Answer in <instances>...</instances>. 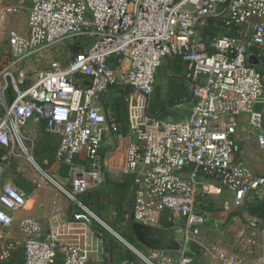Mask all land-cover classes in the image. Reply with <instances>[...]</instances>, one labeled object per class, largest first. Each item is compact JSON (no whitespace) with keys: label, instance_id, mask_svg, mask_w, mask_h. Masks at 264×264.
<instances>
[{"label":"built area","instance_id":"1","mask_svg":"<svg viewBox=\"0 0 264 264\" xmlns=\"http://www.w3.org/2000/svg\"><path fill=\"white\" fill-rule=\"evenodd\" d=\"M20 10L19 4L0 0V22ZM215 16L228 33L207 41L200 27ZM73 38L89 43L66 63L52 61L25 83L27 58ZM7 41L0 72V226L13 225L28 200L2 180L11 161L26 162L36 174L35 185L55 187L73 210L51 223L46 238L38 235L37 220L20 219L21 242L5 240L0 262L21 245L23 264H90L93 254L111 264L102 236L92 227L96 221L107 229V223L80 196L105 184L104 138L109 134L115 142L122 135L95 100L124 85L130 88L129 131L120 170L133 176V221L161 227L166 219L183 230V240L178 250H154L112 230L116 237L142 264H264V219L245 214L230 228L214 224L216 235L206 242L200 227L206 219L195 208L197 196L210 193L214 184L200 175L233 193V209L264 198V174L246 165L238 140L239 116L245 113L253 140L264 150V74L248 63L250 51H264V0H31L26 30L9 29ZM173 55L187 63L194 99L188 115L176 121L145 111L157 69ZM31 118L58 134L53 162L36 161L35 141L23 129ZM53 164L69 166L67 184L50 172ZM192 245L199 249L197 258Z\"/></svg>","mask_w":264,"mask_h":264},{"label":"rangeland","instance_id":"2","mask_svg":"<svg viewBox=\"0 0 264 264\" xmlns=\"http://www.w3.org/2000/svg\"><path fill=\"white\" fill-rule=\"evenodd\" d=\"M18 4L21 6L20 12L13 16H10L4 22H0V72L2 71V68H3V64H4L3 60H5L6 56L8 55V49H9L8 41H7L8 30L11 28H16L20 31H25L27 28V18L29 15V8L31 6V0H23L21 3H18ZM77 40H78L77 38L64 40L53 46L45 48L44 50L36 53L32 57L27 58L23 63V68H24V71L26 72V77H27L25 83L26 84L29 83L30 78L34 76V73L36 71L47 68L52 61H59L61 63H66L74 55L75 50L78 49V47L76 46ZM83 45L84 44H82V47ZM256 68L259 70H262L263 66H258ZM166 73L167 72L164 71V67L162 64L157 69V72L155 75L154 93L163 94L165 90V86H166L165 81H167ZM115 94H116L115 89L106 90L101 95L102 99H101V96H99V100L101 99L100 101L108 102L109 99L112 97V95H115ZM181 112L184 113L185 109L182 108ZM179 115H180L179 113H177V116L169 115L170 117L168 119L171 121H176ZM239 117H240L239 118V130L242 131V133L239 136L240 138L239 143L242 148V158L244 159L245 162H248L254 166L253 168L252 167L251 168L256 173L264 174V150H261L257 146V144L254 142L253 140L254 135L252 134L251 127L248 125L247 121L245 120L246 114L241 113ZM241 128H243V130H241ZM23 129L25 130L26 134H28V136H31L34 139L36 143L37 147H36L35 154H34L36 161L40 162L42 158H48L49 160H51L50 162H53V158H50V156H48L47 153H40V154L38 153L39 145L44 139L42 134L45 132L42 122L39 120H35L34 118H31L26 123V125L23 126ZM110 142L108 146H110ZM110 163H112V159H110ZM48 169L50 170V172L54 173L57 178H60L64 182V184H67L66 180L62 178V176H60L58 164L50 165L48 166ZM4 176L9 179L18 178L19 180H25L26 182L27 181L30 182V184H33V179L36 178V174L33 171H31L27 163L24 162L23 160H17V161L11 162L8 165L5 171V174H3L2 178H4ZM198 178L199 180L206 181V182L212 181L210 178L204 175H200ZM30 184L28 185L31 186ZM45 186H48V187L45 188ZM48 188L49 189L51 188L50 189L51 192L54 191L55 192L54 194L57 193L58 196L63 199L61 201L62 204H66V205L71 204L67 202V199L61 192H59L55 187H52L49 184H44L39 188L35 187V191H36L35 193L40 191L42 194L44 193L43 195H45V197L47 198L48 196H50V194H48V191H47ZM30 189L32 188L29 187V192L28 190H26L29 196L32 195V192H34L33 191L34 189L32 190V192H30ZM116 192H117L116 197H118V191ZM219 192L217 194L202 193L198 198L200 205L204 204L202 205L200 209L204 210L202 212L207 217L205 224L200 226L201 230L203 229L202 237L206 242H211L214 239V235H215V232H214L215 225L214 224H216L219 229H226V228H230L234 226V223H235L234 219L236 217L242 218L243 215L247 216L245 214L251 215L247 212H242L240 214V212H238L239 210L232 208V202H233L232 192L224 188L221 189L220 193ZM123 198H124V201L121 202L120 221H121V224L124 225L126 229L127 227L126 224L130 219L131 210H132V199H131L130 192L129 191L125 192L123 195ZM97 201L99 202V199H91L89 202V205H91V208L89 209L93 211L94 213H96V210L98 208ZM104 201H105L103 205L104 208L102 209V214H100V217L107 223L106 225L107 229H105L104 227L103 228L111 236V239L114 244H116L117 246H122L123 248H126L123 245V243L120 241V239L116 237V234L114 233L116 232L119 236H121L122 238H125L124 234L122 233L124 229H122L121 227H116L113 224H111V222L107 219L106 214H104V212L106 211L108 212V209H109V207H107L110 205L109 203H107L108 201H110L109 197H106ZM33 205H34V200L30 199L28 203V208ZM20 218L21 217L18 216V220H16V222L14 221L13 225L9 227L0 226V247L4 244L5 240L7 239H11L16 242H21V238L17 230V225H18V222L20 221L19 220ZM95 222L96 221H94V223ZM175 223L179 226L178 219L175 220ZM110 224L112 225V227L113 226L114 227L112 228ZM232 247H233V244H232ZM140 248L144 249L143 246H141ZM21 250H22L21 247H18V252H20ZM198 256H199V250L196 251V258ZM134 259H135V264H142L137 258H134ZM195 264H200V262L196 261Z\"/></svg>","mask_w":264,"mask_h":264},{"label":"trees","instance_id":"3","mask_svg":"<svg viewBox=\"0 0 264 264\" xmlns=\"http://www.w3.org/2000/svg\"><path fill=\"white\" fill-rule=\"evenodd\" d=\"M200 31L202 35L206 38L207 41H210L211 38L214 36L228 33L225 28L222 26V19L220 17H207L205 19V24L200 27ZM78 40L76 41V46L78 47L77 50H75L74 54L82 50V44L89 43V40L86 38H77ZM119 61L117 59L112 60L113 65H117ZM176 83L174 79H168L167 82V87H166V97L165 98H160L159 93H154L150 99L148 100L147 104V113L150 115H154L159 111L158 117H165L169 115L170 112H167L166 107H171L173 104L177 103L174 102L175 100V93L178 95L181 93L182 88L178 85H175ZM111 89L116 90V94L112 95V97L109 99L108 102H104V105L106 103V107L108 106L109 108V113L110 116L113 117V120L117 124V131L120 134H127L129 131L128 129V120H127V101H126V96L128 92L130 91V88L128 86L120 85V86H113ZM157 94V95H156ZM11 95V96H10ZM187 95V94H186ZM175 96V97H174ZM7 97L8 99H11L13 97V91L11 87L7 90ZM172 113V112H171ZM45 133H51L45 130ZM36 150V149H35ZM2 151V148L0 147V153ZM55 150L52 149V146L48 142L42 141L39 145V150L38 153H47L50 158H53V153ZM44 158H42L43 160ZM48 159V158H47ZM41 160V161H42ZM49 160V159H48ZM40 161V162H41ZM51 160H49L50 162ZM69 166L66 164H60L59 166V171H60V176L62 177H67V172H68ZM106 184H103L100 188L90 190L88 192H85L80 196L81 201L86 204L89 208H91V205H89V202L91 199H99L98 202V208L99 203H102V206L105 203V198L109 197L110 201L109 203L112 204L113 208L116 211V217L115 220L111 222L116 227H121L124 229L122 233L124 234V237L127 241L130 243L136 245L137 247H141L142 245L139 244L136 241V238L131 230V224L134 222L132 218V210H131V216L129 221L127 222V227L125 229L124 225L121 224L120 221V210H121V202L124 201L123 195L125 192L129 191L131 192V186L133 183V176L131 174H122L119 176L118 180L111 181L110 177H108V174H106L105 178ZM104 187V188H103ZM106 191V192H105ZM118 191V197H116V194ZM131 194V193H130ZM202 194V193H201ZM199 194L197 196L196 200V210L200 213H202L205 216V219H207L206 215L202 212L204 210L200 209L202 205L199 203ZM132 199V195H131ZM108 203V202H107ZM240 214L242 212H247L253 216H257L261 219H264V198L261 200H251L245 202L243 207L239 209ZM100 217V216H99ZM110 224V225H111ZM224 225V224H222ZM113 226V227H114ZM92 227L94 228L95 232L99 235L102 236L103 242L105 244V248L110 252L111 258L115 260L117 263L119 262H125L127 264H135V259L136 258L129 249L123 248L122 246H117L116 244L113 243L111 236L104 230L101 225L99 224H92ZM112 227V225H111ZM112 227V228H113ZM115 227V228H116ZM124 227V228H123ZM161 227L164 228H171L173 227V223L169 222L167 220H163ZM216 235V233H215ZM214 235V237H215ZM194 251H198L197 245H192L191 246ZM17 249V248H16ZM16 250L13 252L12 257L7 260L0 262L2 264H19L20 259L22 258V252H16ZM200 255V252H199Z\"/></svg>","mask_w":264,"mask_h":264},{"label":"crops","instance_id":"4","mask_svg":"<svg viewBox=\"0 0 264 264\" xmlns=\"http://www.w3.org/2000/svg\"><path fill=\"white\" fill-rule=\"evenodd\" d=\"M2 1L6 4L18 5V3H21L23 0H2ZM252 52H254L260 58L261 63H262L261 66H263V69L262 70L258 69V70L264 74V51L253 49ZM162 64L164 67V71L167 72L166 73L167 81H165V83H166L165 90H164L163 94H159L160 95L159 97L160 98L166 97V87H167L168 79H171V80L174 79V81L176 82L174 84L180 86L182 88V90H181V93L178 95L175 93L176 97L174 96L175 97L174 102H177V103L173 104L171 107H169V106L166 107L167 108L166 110H167V112H170L169 113L170 116L171 115L177 116V113H179L180 115L178 116V118L176 120H181L188 115V113L190 112L191 106L194 102V99L191 96V83L186 77V74L188 72L187 63L181 58V56H179V55L174 56L173 55V56L166 58V60H164V62ZM111 88L112 87H110L109 89L111 90ZM154 89H155V85H154ZM152 95H153V93H152ZM150 97H149V99H150ZM101 99H102V96H101ZM100 100L96 99L95 104L97 106H100L102 109L104 108L103 110L106 111V113L108 115H110L108 106L107 107L105 106L106 103L104 105L105 101H100ZM182 108L185 109L184 113L181 112ZM158 115H159V113H158ZM169 115H167L165 117L169 118L170 117ZM39 121H41L43 124L42 120H39ZM43 126H44V124H43ZM241 133L238 134V140L240 139L239 136ZM42 136L44 138L43 141L48 142L52 146V149L55 150L57 145H58V142H59L58 134H56V133H45L44 132L42 134ZM42 136H41V138H42ZM127 139H128L127 135H123V134L121 135V138L116 139L115 142L113 141V139L110 137L109 134L104 138V142L102 144L101 152L103 154H105L106 158L109 160L107 174H108V177H110L111 181L118 180L119 176L124 174L121 172L120 167H121V163H122V152L124 150V146H125ZM109 142H110V146H108ZM36 147L37 146L35 145V149H36ZM34 154H35V151H34ZM53 156H54V153H53ZM110 159H112V163H110ZM80 161L85 162L83 160H80ZM11 162H13V161H11ZM11 162H9V164ZM245 163L250 168L254 167L252 164H250L248 162H245ZM9 164H7V167ZM59 166L60 165H58V168H59ZM7 167H6V169H7ZM4 174H5V172H4ZM67 177H68V172H67ZM67 177H62L66 180V183H68V181H69L67 179ZM2 180L12 182L17 188H19L20 190L24 191L27 194V196H28L27 204H26L25 208L19 210L14 215L15 222H16V220H18V216L21 217L20 219H22L24 217L34 218L35 220L38 221V223L41 227V232L38 234L41 238H46L48 236L49 227H50L51 223L54 222V220L59 219V218H63L70 208H71L70 209L71 211L73 210V207L71 206V204H67V205L62 204L61 201L63 199L60 198L57 193L54 194L55 193L54 191L51 192V190H50L51 188L47 189L48 194H50V196H48L47 198L45 197V195H43L44 193L42 194L40 191L35 193L36 192L35 187L39 188L44 184H42L40 186H36L34 182H33V184H34L33 185V184H30V182H28V181L26 182L25 180H19L18 178L17 179H9L5 176H4V178H2ZM209 183H214L213 184L214 186H217L218 188H220V192H221V189H223L222 187L219 186V184L216 185L215 182H213V181H211ZM28 184H30L31 186H29ZM105 184H106V182H105ZM29 187L32 188V189H30V192H32V190L34 189L33 190L34 192H32V195H30V196L26 192V190H28V192H29ZM46 187H48V186H45V188ZM30 199L34 200V205L30 206L28 208V203H29ZM67 202L70 203L68 200H67ZM108 203H109V201H108ZM99 206L100 207L97 208L96 213H97V215L100 216V214H102V209L104 208V206H102L101 202L99 203ZM107 207H109L108 212L106 211V212H104V214H106L107 219L110 222H112L113 220H115L116 211L113 208L112 204H110ZM164 220H166V219H164ZM171 228H173V227H171ZM17 230H18V228H17ZM18 233H19V236L21 238L22 236H21L19 230H18ZM8 240H10V239H8ZM18 243H20V242H18ZM102 246L105 250H107L105 248L104 242H102ZM18 247H21V249H22V246L18 245L16 252H18ZM22 250L20 252H22ZM105 262H106V260H105L103 255L93 254L91 257L90 264H105ZM19 264H23V253H22V258L20 259ZM111 264H127V263H125V262L117 263L115 260H113L111 258ZM200 264H201V262H200Z\"/></svg>","mask_w":264,"mask_h":264},{"label":"water","instance_id":"5","mask_svg":"<svg viewBox=\"0 0 264 264\" xmlns=\"http://www.w3.org/2000/svg\"><path fill=\"white\" fill-rule=\"evenodd\" d=\"M248 63L256 67L261 66L262 64L260 58L252 51L249 52ZM147 104L148 97L146 96V113ZM158 113L154 114L153 116H158ZM131 230L136 238V241L148 249L178 250L180 243L183 240V230L181 228L174 229L153 227L134 221L131 224Z\"/></svg>","mask_w":264,"mask_h":264},{"label":"bare ground","instance_id":"6","mask_svg":"<svg viewBox=\"0 0 264 264\" xmlns=\"http://www.w3.org/2000/svg\"><path fill=\"white\" fill-rule=\"evenodd\" d=\"M220 191V189L217 187V186H211L210 188V192L211 193H214V194H217L218 192ZM108 227V226H107Z\"/></svg>","mask_w":264,"mask_h":264}]
</instances>
